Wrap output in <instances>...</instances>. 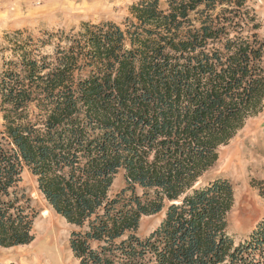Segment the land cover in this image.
Segmentation results:
<instances>
[{
	"label": "trees",
	"instance_id": "obj_1",
	"mask_svg": "<svg viewBox=\"0 0 264 264\" xmlns=\"http://www.w3.org/2000/svg\"><path fill=\"white\" fill-rule=\"evenodd\" d=\"M130 14L0 45V247L34 241L28 170L75 228L80 264H264V220L236 244L233 185L205 182L264 108V40L248 0H143ZM160 213L142 239V219Z\"/></svg>",
	"mask_w": 264,
	"mask_h": 264
},
{
	"label": "rangeland",
	"instance_id": "obj_2",
	"mask_svg": "<svg viewBox=\"0 0 264 264\" xmlns=\"http://www.w3.org/2000/svg\"><path fill=\"white\" fill-rule=\"evenodd\" d=\"M143 0H0V45L7 38L24 33L35 39L45 33L78 32L83 24L123 25L131 17V7ZM168 0H159L167 7ZM248 8L259 25L256 33L264 40V0H248ZM51 48L47 51L50 52ZM4 129L0 105V132ZM20 188L31 199L37 214L34 241L26 246L0 247V264H80L70 249L75 228L48 206L38 191L37 179L25 170ZM217 179L230 181L235 205L229 214V232L236 244L245 242L264 220V108L248 119L229 145L219 150V160L209 171L205 182ZM126 187L122 174L115 179L113 193ZM164 213L144 217L138 235L148 238L162 223Z\"/></svg>",
	"mask_w": 264,
	"mask_h": 264
}]
</instances>
